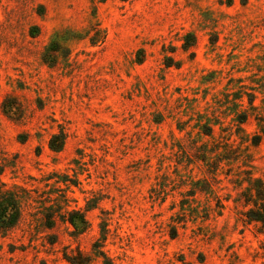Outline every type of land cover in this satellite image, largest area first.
I'll return each instance as SVG.
<instances>
[{"label": "rangeland", "instance_id": "rangeland-1", "mask_svg": "<svg viewBox=\"0 0 264 264\" xmlns=\"http://www.w3.org/2000/svg\"><path fill=\"white\" fill-rule=\"evenodd\" d=\"M254 178L264 0H0V264H264Z\"/></svg>", "mask_w": 264, "mask_h": 264}, {"label": "trees", "instance_id": "trees-1", "mask_svg": "<svg viewBox=\"0 0 264 264\" xmlns=\"http://www.w3.org/2000/svg\"><path fill=\"white\" fill-rule=\"evenodd\" d=\"M189 38H193L192 34L188 35ZM193 39L186 41L185 48H190L193 45ZM52 50H56L52 48ZM254 95L249 93L248 102L250 106H253ZM247 120V114L242 113L239 115V122L243 123ZM205 134H211V127H206ZM65 133L63 131L55 133L49 140V147L55 152H59L63 149L65 143ZM261 141V135L256 134L253 136V143L258 144ZM251 178V177H250ZM251 183L252 194L250 195L248 202L252 206L245 211V217L250 222H256L260 224V230L264 231V181L260 178L249 179ZM22 199L19 191L14 188H7L4 184L0 185V231H7L17 224L22 215ZM69 222L76 228L77 231H84L87 225V219L84 213L79 210L67 211ZM51 216V214L49 215ZM101 256L106 259V255L103 251H100ZM73 264H85V262L74 261V257H67Z\"/></svg>", "mask_w": 264, "mask_h": 264}]
</instances>
